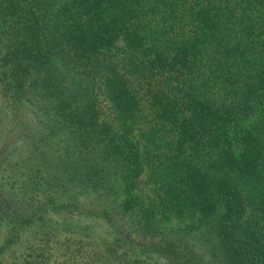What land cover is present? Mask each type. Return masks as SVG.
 I'll return each instance as SVG.
<instances>
[{"label": "trees", "instance_id": "16d2710c", "mask_svg": "<svg viewBox=\"0 0 264 264\" xmlns=\"http://www.w3.org/2000/svg\"><path fill=\"white\" fill-rule=\"evenodd\" d=\"M0 234V264H264V0H0Z\"/></svg>", "mask_w": 264, "mask_h": 264}, {"label": "rangeland", "instance_id": "374dc122", "mask_svg": "<svg viewBox=\"0 0 264 264\" xmlns=\"http://www.w3.org/2000/svg\"><path fill=\"white\" fill-rule=\"evenodd\" d=\"M142 179H143V178H141L140 180H142ZM140 186H141V184H140ZM142 188H144V187H142ZM1 239H2V235L0 234V240H1ZM16 248H18V246H16L15 249H16ZM8 257H9V255H8V253H7V255H6L5 258H8ZM8 259H9V258H8Z\"/></svg>", "mask_w": 264, "mask_h": 264}]
</instances>
